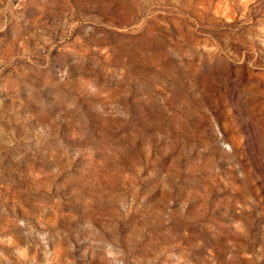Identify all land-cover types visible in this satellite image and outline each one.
I'll return each instance as SVG.
<instances>
[{
  "label": "rangeland",
  "instance_id": "obj_1",
  "mask_svg": "<svg viewBox=\"0 0 264 264\" xmlns=\"http://www.w3.org/2000/svg\"><path fill=\"white\" fill-rule=\"evenodd\" d=\"M0 264H264V0H0Z\"/></svg>",
  "mask_w": 264,
  "mask_h": 264
}]
</instances>
